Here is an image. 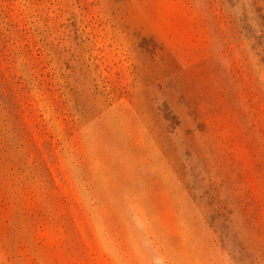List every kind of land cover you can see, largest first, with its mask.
I'll list each match as a JSON object with an SVG mask.
<instances>
[{"label":"rangeland","instance_id":"374dc122","mask_svg":"<svg viewBox=\"0 0 264 264\" xmlns=\"http://www.w3.org/2000/svg\"><path fill=\"white\" fill-rule=\"evenodd\" d=\"M0 264H264V0H0Z\"/></svg>","mask_w":264,"mask_h":264}]
</instances>
